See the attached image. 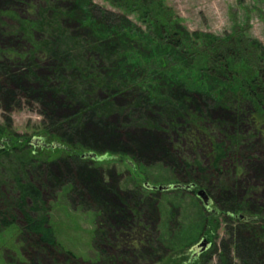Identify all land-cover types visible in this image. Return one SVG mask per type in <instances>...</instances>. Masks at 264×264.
Instances as JSON below:
<instances>
[{
    "label": "rangeland",
    "instance_id": "374dc122",
    "mask_svg": "<svg viewBox=\"0 0 264 264\" xmlns=\"http://www.w3.org/2000/svg\"><path fill=\"white\" fill-rule=\"evenodd\" d=\"M91 1L119 11L108 0ZM164 1L190 35H223L235 20L264 45V0ZM42 3L0 0V50L25 57L13 60V54L0 64V127L24 137L36 153L26 178L42 191L54 243L38 245L13 208V225L0 232V264H264V127L253 123L252 107L239 118L235 109L194 95L192 108L173 116L145 110L144 93L136 87L104 92L79 75L72 78L76 87H61L59 78L51 79L54 59L40 52L30 56L32 44L17 31L16 19L31 18ZM128 19L144 30L133 15ZM71 24L76 36L85 34L78 22ZM18 75L24 79L10 80ZM64 77L68 81L70 72ZM161 91L179 96L183 90ZM84 98L97 108L81 104ZM188 114L199 119L200 131ZM66 118L68 123L57 125ZM202 133L226 149L216 165ZM38 139L47 147L36 145ZM87 152L95 158H81ZM173 184L194 186L152 188ZM198 190L207 194L206 205ZM246 216L254 218L248 230L239 222ZM201 235L212 243L204 252L194 250Z\"/></svg>",
    "mask_w": 264,
    "mask_h": 264
},
{
    "label": "trees",
    "instance_id": "16d2710c",
    "mask_svg": "<svg viewBox=\"0 0 264 264\" xmlns=\"http://www.w3.org/2000/svg\"><path fill=\"white\" fill-rule=\"evenodd\" d=\"M42 1L41 5L33 7L31 18L16 19L17 31L25 32V41L32 44L30 56L40 52L54 59L51 79L59 78L61 87H76L78 79L72 78L79 76L104 92L116 93L136 87L144 93L145 110L160 109L167 114L173 112V116L181 115L187 107L192 108L193 96L197 95L235 109L238 117L246 106H251L253 123L264 127V45L247 35V24L234 20L230 32L223 35L199 31L190 35L164 0H108L118 12L99 7L91 0ZM130 15L144 30L139 25H129ZM2 18L0 11V22ZM71 22L82 25L85 34L76 36ZM13 32L5 34L9 36ZM34 34L40 38L34 39ZM16 54L0 50V64L11 62L12 55L13 60L25 58ZM66 72L71 76L68 81L64 79ZM31 75L34 76V72ZM134 75L136 77L132 78ZM23 79L18 75L10 80ZM167 88L183 91L179 96L161 91ZM82 101L88 109L98 106L85 98ZM188 116L196 131H200L199 119L195 115ZM204 119L202 116L200 120ZM68 121L66 118L57 125ZM202 134L208 141L212 164L216 165L226 149L208 133ZM59 146L56 144L54 148ZM35 155L24 137L7 134L0 127V232L13 225L12 209L17 208L26 220L23 230L35 233L38 245L46 247L54 243L52 230L45 226L49 221L48 210L41 189L26 178V173H31L28 168L37 159ZM38 183L44 186L41 181ZM28 201L29 211L26 210ZM30 213L37 216L32 218ZM253 221L249 216L239 220L244 230L251 229Z\"/></svg>",
    "mask_w": 264,
    "mask_h": 264
},
{
    "label": "water",
    "instance_id": "95a60500",
    "mask_svg": "<svg viewBox=\"0 0 264 264\" xmlns=\"http://www.w3.org/2000/svg\"><path fill=\"white\" fill-rule=\"evenodd\" d=\"M86 157L95 158V154L92 153V152H87V153L81 154V158H86ZM152 188L157 189V190H160V191H163V190H168L169 188H174V189H177V188H186L187 189L188 186H184V185H181V184H173V185H166V186H157V187H152ZM196 196L198 198H200L201 201L205 205L208 203V196H207V194L203 190H198L196 192ZM207 247H208V241L206 239H202L196 245V247L194 248V250L202 252L205 249H207Z\"/></svg>",
    "mask_w": 264,
    "mask_h": 264
},
{
    "label": "flooded vegetation",
    "instance_id": "af4514ba",
    "mask_svg": "<svg viewBox=\"0 0 264 264\" xmlns=\"http://www.w3.org/2000/svg\"><path fill=\"white\" fill-rule=\"evenodd\" d=\"M40 140H42V139H38V143H36V145H37V144H40L42 147H47V144L41 142ZM193 186H194V185H192V184L188 186V188H189L190 191H192ZM153 187H154V186H153ZM203 238H205V237H204L203 235H201V237L199 238V240H201V239H203ZM206 239L208 240L207 237H206ZM211 244H212V243L209 241V242H208V246H210ZM206 250H207V249H205V251H206ZM203 252H204V251H203ZM192 253L194 254L195 252H192Z\"/></svg>",
    "mask_w": 264,
    "mask_h": 264
}]
</instances>
